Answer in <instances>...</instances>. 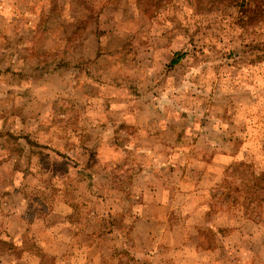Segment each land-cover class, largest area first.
<instances>
[{"label": "rangeland", "instance_id": "1", "mask_svg": "<svg viewBox=\"0 0 264 264\" xmlns=\"http://www.w3.org/2000/svg\"><path fill=\"white\" fill-rule=\"evenodd\" d=\"M236 1L0 0L3 264H264V23Z\"/></svg>", "mask_w": 264, "mask_h": 264}, {"label": "crops", "instance_id": "2", "mask_svg": "<svg viewBox=\"0 0 264 264\" xmlns=\"http://www.w3.org/2000/svg\"><path fill=\"white\" fill-rule=\"evenodd\" d=\"M3 75L4 73L0 71V76ZM0 93V95L3 94L1 91ZM8 104L9 100L7 97L0 98V221L2 220L4 223L17 221V224H22L23 228L21 227L20 229L18 226V230L16 228L14 230L10 229V227L7 226V230H9V232H7V235H9L8 239L11 241L15 239L18 240L17 243H15V246L17 247L21 244L20 240L25 239L27 230L25 226L26 214L24 211L26 200L23 196V192L26 190V170L24 167L10 165L11 160L19 161L21 158L24 160V157H21L19 154L14 158L9 154V144L15 139L9 133V128L12 125V122H10L9 111L6 110L9 106ZM15 141L20 142V138H17ZM21 142L24 144L23 141ZM11 202H15L16 207ZM65 207L68 208V205L65 204ZM32 223L34 224V222ZM9 257L10 260H7L5 264H23L19 263L20 260L14 253L10 252ZM0 259L2 260L1 255ZM0 264L3 263L0 261Z\"/></svg>", "mask_w": 264, "mask_h": 264}, {"label": "trees", "instance_id": "3", "mask_svg": "<svg viewBox=\"0 0 264 264\" xmlns=\"http://www.w3.org/2000/svg\"><path fill=\"white\" fill-rule=\"evenodd\" d=\"M235 5L241 7L245 13L239 19L242 27L247 28L257 22L264 23V0H237ZM176 61L177 59H172L170 65H173Z\"/></svg>", "mask_w": 264, "mask_h": 264}]
</instances>
